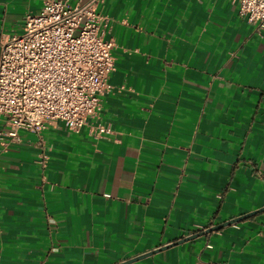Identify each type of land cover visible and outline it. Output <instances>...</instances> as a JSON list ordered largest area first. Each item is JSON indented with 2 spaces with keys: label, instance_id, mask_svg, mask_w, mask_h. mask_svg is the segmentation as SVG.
Instances as JSON below:
<instances>
[{
  "label": "crops",
  "instance_id": "obj_1",
  "mask_svg": "<svg viewBox=\"0 0 264 264\" xmlns=\"http://www.w3.org/2000/svg\"><path fill=\"white\" fill-rule=\"evenodd\" d=\"M44 4L0 0V54ZM99 10L115 68L98 114L0 140V264H264V32L235 0Z\"/></svg>",
  "mask_w": 264,
  "mask_h": 264
},
{
  "label": "built area",
  "instance_id": "obj_2",
  "mask_svg": "<svg viewBox=\"0 0 264 264\" xmlns=\"http://www.w3.org/2000/svg\"><path fill=\"white\" fill-rule=\"evenodd\" d=\"M103 1L72 5L67 0H45L42 9L27 14L22 32L2 41L3 144L19 142L21 131L40 136L57 120L69 130L80 131L98 114L115 68V43L105 37L109 16L99 10ZM235 1L240 14L264 32V0ZM106 130L98 126L99 133ZM39 162L46 166L45 152Z\"/></svg>",
  "mask_w": 264,
  "mask_h": 264
},
{
  "label": "water",
  "instance_id": "obj_3",
  "mask_svg": "<svg viewBox=\"0 0 264 264\" xmlns=\"http://www.w3.org/2000/svg\"><path fill=\"white\" fill-rule=\"evenodd\" d=\"M261 209H264V208H261ZM261 209H260V210H261ZM257 211H258V210H257ZM255 212H256V211H253V212H250V213L244 214V215H242V216H239V217H237V218L229 219V220H227V221H225V222H222V223H220V224L213 225V226H211V227H209V228H207V229H205V230H203V231H200L199 233L192 234V235L188 236L187 238H184V239H182V240H179V241H177V242H174V244L180 243V242H182V241H184V240H186V239H192V238H195V237H197V236H199V235H203V234H205V233H209V232H211V231H213V230H218V229H220V228H222V227H224V226H226V225H230V224L235 223V222H237V221H239V220H241V219H244V218H246V217H249V216H251L252 214H254ZM172 244H173V243H172ZM172 244H169V245H172ZM159 249H162V248H159ZM154 251H157V250H154ZM154 251L147 252L146 254H142V255H140V256H138V257H143V256H145V255H147V254L153 253Z\"/></svg>",
  "mask_w": 264,
  "mask_h": 264
}]
</instances>
